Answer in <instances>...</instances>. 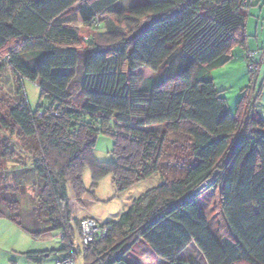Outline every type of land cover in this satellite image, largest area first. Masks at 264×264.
Instances as JSON below:
<instances>
[{
    "label": "trees",
    "instance_id": "trees-1",
    "mask_svg": "<svg viewBox=\"0 0 264 264\" xmlns=\"http://www.w3.org/2000/svg\"><path fill=\"white\" fill-rule=\"evenodd\" d=\"M119 1L0 0V69L20 83L0 114V129L20 140L3 141L13 186L0 189V217L33 237L61 232L59 252L75 259L81 220L71 202L95 199L85 171L92 190L111 176L119 193L159 175L117 220L102 223L105 237L82 245L84 264H127L140 241L168 264H200L180 257L192 243L207 264H264V119L244 121L246 99L232 114L211 76L245 46L254 3L148 0L126 12ZM26 81L41 90L36 110ZM99 135L113 141L111 162L95 157ZM183 146L187 162L173 151ZM28 184L36 194L27 210L20 196ZM212 189L220 240L198 202Z\"/></svg>",
    "mask_w": 264,
    "mask_h": 264
},
{
    "label": "rangeland",
    "instance_id": "rangeland-1",
    "mask_svg": "<svg viewBox=\"0 0 264 264\" xmlns=\"http://www.w3.org/2000/svg\"><path fill=\"white\" fill-rule=\"evenodd\" d=\"M148 0H121L116 4V9L118 11H129L131 8L145 4ZM112 18V17H111ZM114 19V17L112 18ZM115 24V20H111ZM86 30L82 28V38L87 36ZM82 57L84 61L85 47L82 46ZM83 65V62L81 63ZM79 69V68H78ZM78 73V70H77ZM147 76V72L143 71L141 75ZM216 88L221 91V95L229 100L230 106H235L237 108V100L240 96L244 94V90L251 84L252 88L255 85V78L251 81V78L247 79L244 76L245 72L243 70V65L239 62H232L223 68H218L211 73ZM80 75V74H79ZM142 75V76H143ZM79 79V77H77ZM262 82H260L259 86ZM19 81L17 77L11 72L10 69L4 67L0 69V114L2 117H6L8 114L9 106L13 103V100L18 98L19 92ZM246 87V88H245ZM245 88V89H244ZM24 90L27 100L33 110H36L39 102L41 101V90L39 87L31 82L26 81L24 83ZM260 91V89H259ZM259 93V92H258ZM250 94V95H249ZM248 98L251 99V93L248 92ZM250 103V102H249ZM248 103V104H249ZM247 111V112H246ZM258 112L263 116L264 119V92L260 97L258 102ZM236 113V111H235ZM233 113V114H235ZM244 121L250 119L254 116L253 112L250 111L249 105H246V110L244 111ZM5 139H11L19 143V138L16 136H11L6 130L0 129V153L3 149V144ZM185 146H183L181 151L180 148L173 149L174 152L182 154L185 151ZM113 141L110 137L99 135L97 138V146L95 150V157L100 162H111L114 160L112 155ZM184 155L181 156L183 162H187V154L183 152ZM172 158V157H171ZM170 158V159H171ZM20 159V157H18ZM26 161V159L24 160ZM28 161V159H27ZM11 164L5 163L0 158V189L6 188L7 186H13L11 178L13 176H8L11 168ZM14 168V166H13ZM217 177V176H216ZM6 178V179H5ZM161 176L156 175L151 179L141 182L135 188L119 193L113 183L112 177L107 176L98 185L95 190H92V178L89 170L84 173V182L86 188L89 192H94L95 199H93L90 194L86 195L82 203L74 202L75 209L73 213H76V218H80L81 215L86 213L92 214L95 219L105 223L117 220L122 213L127 211L134 199L139 197L142 193L150 188H153L160 182ZM23 190V195L21 197L22 205L25 209H30L32 206V197L35 196V191L32 189V184H28L26 188H21ZM215 190H208L200 195L198 202L202 209L204 210L210 230L220 240V233L218 228V216L214 209L215 203ZM3 196V195H2ZM77 237L75 238L74 245L78 248H82L80 242V233L76 231ZM79 236V237H78ZM65 245L62 239V233L59 231L44 234L40 237H33L25 230L18 227L16 224L7 220L6 218L0 217V264H56V262L64 257V253L59 252ZM80 254L75 255V264H84L83 251ZM27 253H38L44 256L41 262H34L29 259L25 254ZM188 254H192L189 250Z\"/></svg>",
    "mask_w": 264,
    "mask_h": 264
},
{
    "label": "crops",
    "instance_id": "crops-1",
    "mask_svg": "<svg viewBox=\"0 0 264 264\" xmlns=\"http://www.w3.org/2000/svg\"><path fill=\"white\" fill-rule=\"evenodd\" d=\"M249 51H252L255 53L256 62L259 65V71L257 72V74L255 76L256 77L255 85L249 91V93H251V99H250V97L248 98V95H247L248 92L246 94L247 96L242 94L240 96V99L238 98L236 106L238 108L240 101L241 100L245 101V99H246V101H245L247 103L246 105H249L250 111L253 112L254 117H256L257 119H261V118H263V116L258 112V102H259L260 97L263 95V92H264V0H255L253 6L250 7V9L248 10L247 17H246V43H245V46L235 48L232 52V58H231L230 62H228L226 64V65H228V64H231L232 62H239L241 65H243V70L245 72L244 76H247V79L250 78V73H249V69H248V59H247V54ZM225 66H222L219 68H223ZM216 69H218V68H216ZM260 82H262V83L259 86ZM259 89H260V91H259ZM227 103L229 106V110L232 114L235 113V111L237 112V108L235 106L234 107L230 106L228 99H227ZM136 186H138V184L135 185L134 187H132L131 189L135 188ZM131 189H129V190H131ZM76 213L77 212H75L73 215V218L75 220L80 221V220H83L85 218H92V219L98 221L99 223H103V222L95 219L94 216L92 214H89V213L81 215L80 218H76ZM79 233H80V231H79ZM189 250L192 251V254H188ZM180 257L183 260H188L189 258H194L200 264H207L202 253L198 250V248L196 247V245L194 243L190 244L188 246V248L181 254ZM126 261H127V264H168L167 262L158 258L156 256V254L150 249V247L148 245H146L143 241H140L133 248V250L126 256Z\"/></svg>",
    "mask_w": 264,
    "mask_h": 264
},
{
    "label": "built area",
    "instance_id": "built-area-1",
    "mask_svg": "<svg viewBox=\"0 0 264 264\" xmlns=\"http://www.w3.org/2000/svg\"><path fill=\"white\" fill-rule=\"evenodd\" d=\"M255 0H244L243 5L251 6ZM98 26V23H95ZM248 59V69L251 73L252 77H254L257 72L259 71V65L256 62L255 53L249 51L247 54ZM72 210L74 207V201L71 202ZM110 228L92 218H85L81 220L80 224V238L82 245H91L96 240L101 239L107 235ZM56 264H75V259L71 257H63L62 259L58 260Z\"/></svg>",
    "mask_w": 264,
    "mask_h": 264
},
{
    "label": "water",
    "instance_id": "water-1",
    "mask_svg": "<svg viewBox=\"0 0 264 264\" xmlns=\"http://www.w3.org/2000/svg\"><path fill=\"white\" fill-rule=\"evenodd\" d=\"M147 27H148V23H144V24L138 29L137 32L133 33V34L130 36L129 39L132 41V40L135 39L138 35H140V34H141V33H142ZM215 177H216V176L214 175V178H215ZM211 181H212V180H209L208 183H211ZM206 186H207V183L201 185V186L195 191L194 195L197 194V193H199V192L202 191L203 189H206ZM48 256H49V255H46V256H44V257H48Z\"/></svg>",
    "mask_w": 264,
    "mask_h": 264
}]
</instances>
